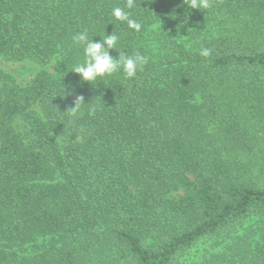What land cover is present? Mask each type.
I'll list each match as a JSON object with an SVG mask.
<instances>
[{"label": "trees", "instance_id": "obj_1", "mask_svg": "<svg viewBox=\"0 0 264 264\" xmlns=\"http://www.w3.org/2000/svg\"><path fill=\"white\" fill-rule=\"evenodd\" d=\"M128 3L0 0V58L56 62L0 70V264H264V0ZM84 30L148 63L81 83Z\"/></svg>", "mask_w": 264, "mask_h": 264}, {"label": "clouds", "instance_id": "obj_2", "mask_svg": "<svg viewBox=\"0 0 264 264\" xmlns=\"http://www.w3.org/2000/svg\"><path fill=\"white\" fill-rule=\"evenodd\" d=\"M183 4L189 9L202 11L212 7V0H183ZM131 6V0H129L128 7L131 8ZM112 15L116 20L127 22L128 26L136 31H140L142 27L141 23L131 18L130 13L119 7L113 9ZM118 39L119 37L113 33L104 35L99 42H93V38L89 39L87 30L76 33L72 37L74 46L83 47V62L75 64L71 71L79 75L81 83L92 86L97 81L103 82L107 77L121 72L126 79H132L136 77L138 71L143 70L148 63V57L145 55L138 52L131 56L119 53L118 59L110 55V50H116ZM211 52V49L202 48L199 54L208 57ZM65 93L64 87V95ZM67 95L71 96L72 92H67ZM92 103H85L83 96H76L74 106L66 112L75 115L82 106Z\"/></svg>", "mask_w": 264, "mask_h": 264}, {"label": "rangeland", "instance_id": "obj_3", "mask_svg": "<svg viewBox=\"0 0 264 264\" xmlns=\"http://www.w3.org/2000/svg\"><path fill=\"white\" fill-rule=\"evenodd\" d=\"M56 68V62L48 66H40L31 61L23 62H9L0 58V70L13 75L18 81L19 85L25 86L28 84L39 72L48 71L53 72ZM16 128L18 123L15 124ZM210 244L206 245L205 248H210Z\"/></svg>", "mask_w": 264, "mask_h": 264}]
</instances>
